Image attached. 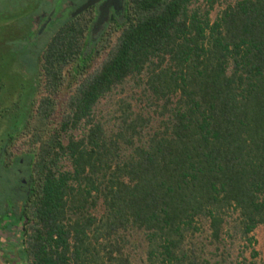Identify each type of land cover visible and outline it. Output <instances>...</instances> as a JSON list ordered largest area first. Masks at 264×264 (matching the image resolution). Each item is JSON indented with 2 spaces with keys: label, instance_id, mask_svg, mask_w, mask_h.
I'll return each mask as SVG.
<instances>
[{
  "label": "trees",
  "instance_id": "16d2710c",
  "mask_svg": "<svg viewBox=\"0 0 264 264\" xmlns=\"http://www.w3.org/2000/svg\"><path fill=\"white\" fill-rule=\"evenodd\" d=\"M126 1L96 39L81 16L38 58L3 151L26 160L17 264H234L264 225V0L215 20L216 0ZM7 115L0 87V129Z\"/></svg>",
  "mask_w": 264,
  "mask_h": 264
},
{
  "label": "rangeland",
  "instance_id": "374dc122",
  "mask_svg": "<svg viewBox=\"0 0 264 264\" xmlns=\"http://www.w3.org/2000/svg\"><path fill=\"white\" fill-rule=\"evenodd\" d=\"M210 7L211 0H193V9L201 8L205 11ZM224 7L225 0H216L213 9L210 10L211 20H215ZM17 46L19 44L14 37L0 35V87L8 109L6 123L0 129V216H3V221L0 218V264H15L20 261V257L15 252H9L10 247L7 244L19 242L22 235V224L18 221L19 208L22 205L19 182L24 178L26 171L16 162L21 160L24 164L26 160L19 156L10 167H6L3 151L10 146L8 136L22 126L27 113L32 108L33 84H35L36 66L20 69V64L13 55ZM15 190H19V194H14ZM9 199L16 206L13 212L14 218L9 211ZM4 212L9 213L4 214ZM251 237V241H238L233 247L234 264H264V225L256 229ZM6 254L9 259L4 258L7 257Z\"/></svg>",
  "mask_w": 264,
  "mask_h": 264
},
{
  "label": "flooded vegetation",
  "instance_id": "af4514ba",
  "mask_svg": "<svg viewBox=\"0 0 264 264\" xmlns=\"http://www.w3.org/2000/svg\"><path fill=\"white\" fill-rule=\"evenodd\" d=\"M89 1L90 0H0V35H5L9 38L14 37L19 44V46L14 48L13 55L17 63L19 62L20 69L24 67L32 68L33 65H35L36 79V73L39 69L38 58L44 47L60 26L73 19L82 16L84 19L88 20L91 25L90 32L94 39L117 20L121 21L125 19L127 1L113 0L114 3L107 7L105 22L95 31V27L102 13V7H104L109 0H98L84 11L79 12ZM20 181V192L16 190L17 194L26 192V187H28V181L25 177ZM13 212L14 208L10 211V214L14 218ZM5 213L9 212H4V214ZM0 218L2 220L3 216H0ZM7 245L10 246L11 244Z\"/></svg>",
  "mask_w": 264,
  "mask_h": 264
},
{
  "label": "water",
  "instance_id": "95a60500",
  "mask_svg": "<svg viewBox=\"0 0 264 264\" xmlns=\"http://www.w3.org/2000/svg\"><path fill=\"white\" fill-rule=\"evenodd\" d=\"M97 1H98V0H90L88 3H86V4H85V5L79 10V12L84 11V10L87 9L89 6L95 4ZM113 3H114L113 0H109V1L107 2V4H106L104 7H102V13H101V16H100V18H99V20H98V22H97L96 27H95V31H96L101 25H103V23L105 22V20H106V14H107V9H108L107 7H108L110 4H113Z\"/></svg>",
  "mask_w": 264,
  "mask_h": 264
}]
</instances>
